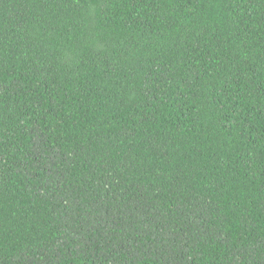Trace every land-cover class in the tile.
Masks as SVG:
<instances>
[{"label": "trees", "instance_id": "16d2710c", "mask_svg": "<svg viewBox=\"0 0 264 264\" xmlns=\"http://www.w3.org/2000/svg\"><path fill=\"white\" fill-rule=\"evenodd\" d=\"M0 264H264V0H0Z\"/></svg>", "mask_w": 264, "mask_h": 264}]
</instances>
